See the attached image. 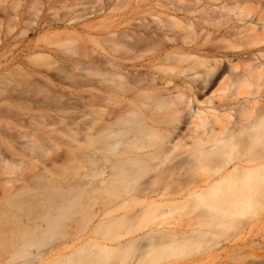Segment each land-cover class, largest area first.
<instances>
[{"label":"bare ground","instance_id":"6f19581e","mask_svg":"<svg viewBox=\"0 0 264 264\" xmlns=\"http://www.w3.org/2000/svg\"><path fill=\"white\" fill-rule=\"evenodd\" d=\"M34 30L0 61V204L48 210L24 223L43 239L59 218L87 231L32 261L95 247L101 263L175 264L228 231L264 239V0H0L1 44Z\"/></svg>","mask_w":264,"mask_h":264},{"label":"rangeland","instance_id":"374dc122","mask_svg":"<svg viewBox=\"0 0 264 264\" xmlns=\"http://www.w3.org/2000/svg\"><path fill=\"white\" fill-rule=\"evenodd\" d=\"M16 33V32H15ZM14 33V35H16ZM27 33H29V34H27L26 36H25V38L23 37V38H20L19 40L17 39V41L14 43V42H12V41H10V40H6L3 44H1L0 43V61L1 62H6V61H11V60H13V62H15L16 60H19V59H21V58H23V56L26 54V52L25 51H23V48H24V46L29 42V40L31 39V40H33V39H35L36 37H37V35H39V34H37L36 33V31L34 30V33L31 31V32H27ZM41 35V34H40ZM218 35V34H217ZM27 42V43H26ZM6 43V44H5ZM19 44V45H18ZM13 46H16V47H13ZM11 48H12V50H11ZM5 51V52H4ZM234 51H230L229 53H233ZM237 52V51H236ZM2 53V54H1ZM0 73H1V69H0ZM74 167L78 170L79 168H77L75 165H74ZM76 169H74L73 168V165L72 164H70L69 163V165L67 164V166L65 167V166H63V168H62V170H61V172H62V174H64V178H66L68 181H73V180H76L78 177H77V173H75V171H76ZM82 170V169H81ZM81 170H80V173H81ZM79 172V171H78ZM76 178H75V177ZM59 184H61V185H58L57 184V188L58 187H60V189L58 188H56L55 190L53 189V188H55V187H53L52 188V190H50V191H52V192H55V197H50V196H48V198L50 197V199H48V203H52V202H54L55 201V203H57V201L55 200V199H57V197H58V199L57 200H59V202L60 201H62L63 200V198L65 199V198H67L68 196H69V194L66 192V191H69L68 189H67V186H66V183H64V182H62V183H59ZM63 186H66V190L65 189H63L62 190V187ZM54 190V191H53ZM61 190L63 191V193L65 192L68 196L67 197H65L66 195H65V193L64 194H62V192H61ZM65 190V191H64ZM51 193V192H50ZM27 196H26V195ZM24 194V196L22 195V197H20V198H27L28 199V197H29V195L28 194H30V192H28V193H25ZM60 194V195H59ZM50 195V194H49ZM53 195H54V193H53ZM61 195L63 196V195H65L63 198H61ZM52 196V195H51ZM55 198V199H54ZM52 199V202H49L50 200ZM54 200V201H53ZM84 200H86L85 198H84ZM89 200V199H88ZM87 200V201H88ZM90 201V203H92V201L91 200H89ZM88 201V202H89ZM82 202H83V199H82ZM84 202H86V201H84ZM2 203V202H1ZM87 203V202H86ZM89 203V204H90ZM85 204V203H84ZM93 205H94V203H92ZM86 205L85 204V206H86V208H87V212L86 211H84L85 213H86V215H87V213L89 212V210L88 209H90L91 211H90V214L92 213H94L93 211L96 209V205H94V207L95 208H93L92 209V207H93V205ZM1 205V204H0ZM3 206H6L7 207V205H5V204H2ZM2 205H1V207H2ZM139 207V206H138ZM135 208L136 210H139L140 209V207L139 208ZM36 207L34 206H31V205H28V204H23V205H20V206H18V207H15V208H4V207H2L1 208V210H0V227H4V228H6V231H10V233H9V235H8V237H7V239L5 240V244H1L0 243V264H2L8 257H9V255H11L12 254V252H14L15 250H17V249H19L20 248V246H21V244H23L24 242H29L30 244L26 247V249H25V252L24 253H22L21 255H19V256H16L17 258L15 259V260H13V264L15 263H21L22 262V264L23 263H25V264H27V263H31V262H33L32 264H42V263H44V264H50L51 263V261H52V259L53 258H51V257H47L48 259H49V261H48V259L44 256V258H43V256L41 257V258H37V260H35V259H33L34 261H32V253L34 252V253H37L36 252V250L38 249V250H40V249H43V248H51V246H53V245H55L54 247H60V246H62L64 243L63 242H65L66 241V236L67 235H69V232L70 231H72V232H75V231H77V232H81L82 231V229L81 230H76V227H72V229L73 230H71L70 228H69V225H68V223L70 224V223H75L76 222V220H75V217H74V220H75V222H70L69 220H67V222H66V220H64V218H63V220H62V218H59V221L57 222V223H64V225L62 224L61 226L63 227L64 226V228L63 229H58L57 228V230L55 231V229L53 228V230H51L52 231V236L51 237H49L50 236V234H51V232H49L50 234H48V236H46L47 238L46 239H43L42 238V236H37L36 234V232H34V230H32V229H30V228H27L26 226H24L25 224L24 223H35V221L36 222H38L35 218H37L38 219V217H36V216H39L40 214V217H41V220L42 219H44V221H47V217L45 218H43V215H44V210L42 209V211H41V209H38L37 208V210L35 209ZM84 208V207H83ZM85 208V209H86ZM6 209H8V211H6ZM85 209H83V210H85ZM135 209H134V211H135ZM3 210V211H2ZM83 210H81V211H83ZM44 211V212H43ZM47 211L48 210H46V212L45 213H47ZM80 210H79V212H81ZM41 212V213H40ZM43 212V213H42ZM79 212H77V213H79ZM40 213V214H39ZM77 213H76V215H74V216H76V218H77ZM39 214V215H38ZM43 214V215H42ZM50 214H51V212H50ZM81 214H83L82 212H81ZM80 217H81V215H80V213L78 214ZM79 216H78V220H79ZM90 217V216H89ZM88 217V218H89ZM33 219H35V220H33ZM46 219V220H45ZM39 220V219H38ZM60 220H62V221H64V222H61ZM77 220V221H78ZM40 221V220H39ZM67 223V225H68V227H66V224ZM77 223H79V222H77ZM81 223V222H80ZM257 224H261V223H257ZM256 224V225H257ZM183 223H180L179 225H177L176 227H178L179 226V228H183ZM60 226V227H61ZM251 226V225H250ZM8 228H11L10 230L8 229ZM68 228V229H67ZM113 227H111V229L109 230V232L110 233H112L111 232V230L112 231H116L118 228H116L115 227V229L113 230L112 229ZM253 228V229H252ZM246 227V229L245 230H243V231H240V232H238V233H236L235 234V232H233L234 233V235H233V233H232V231L231 232H227V234H226V236H225V238L223 237V238H220L221 240H220V242L222 243L220 246H217L216 248H214V249H212L211 250V252H209V253H207V254H204V255H200V256H194V257H191V258H184V259H180V260H177L176 262H175V264H212L214 261H212V260H210V255L209 254H211V253H217V254H219L218 255V257H216V262H214V264H246L247 262H251L252 260H253V258L254 257H256V256H259L257 259H259L260 257H261V253H259L258 251H255V250H253V249H255V248H252V249H250V247L249 246H251V245H261V246H263L262 248H264V239H263V237L260 235V233H259V231H258V225L257 226H255L254 225V227ZM70 229V230H69ZM80 229V228H79ZM250 229V230H249ZM252 229V230H251ZM84 230V229H83ZM119 230V229H118ZM249 230V231H248ZM4 231V230H3ZM41 231V230H40ZM40 231H37V232H40ZM43 231V230H42ZM66 231H67V235H65L66 234ZM86 231L87 230H84V231H82V233H86ZM244 231H246L245 233H244ZM71 232V233H72ZM117 232H119V231H116L115 233H117ZM76 233V232H75ZM82 233H80V234H82ZM110 233H107L108 235H106V237H104V235L100 238L99 237V235H98V238L94 235V237H95V239H102L103 237L104 238H107L108 236H109V234ZM232 235H231V234ZM40 234V233H39ZM41 234H43L42 232H41ZM40 234V235H41ZM73 234V233H72ZM36 235V236H35ZM44 235V234H43ZM97 235V234H96ZM229 235V236H228ZM238 235V236H237ZM228 236V237H227ZM240 236V237H239ZM39 237H41V239L39 238ZM49 237V238H48ZM92 237V236H91ZM45 238V237H44ZM229 238V241H226L227 239ZM235 238V239H234ZM1 239V238H0ZM223 239V240H222ZM83 241V243L82 242H80L79 244L77 243V244H75V245H79L78 247H80L81 246V248L82 247H85V243L84 242H88L89 240H86V239H82ZM237 240V241H236ZM1 241V240H0ZM81 241V240H80ZM225 241V242H224ZM86 242V243H87ZM229 242V243H228ZM232 242V243H231ZM62 243V244H61ZM226 243V244H225ZM58 245V246H57ZM60 245V246H59ZM83 245V246H82ZM87 245V244H86ZM77 246H75V248H74V250L75 249H77L78 247ZM53 247V248H54ZM87 247V246H86ZM249 247V248H248ZM81 248H78V250L79 249H81ZM87 248H89V247H87ZM92 248H94V249H92V250H89V249H91V247L89 248V249H86L87 251H91V252H87V254H85V252H84V256H86V259L84 258V256L83 257H80V258H74L75 257V255L73 256V258H74V262H73V260L72 259H68L67 261H65V260H61L62 262H64V263H62L61 261V263H57V261L55 262L54 260V263H53V261H52V263L51 264H106L105 262H103V263H101V261H100V258H99V260H96L95 258L97 257V254H96V250H95V247H92ZM216 249V250H215ZM250 249V250H249ZM77 250V251H78ZM83 250V249H82ZM85 250V251H86ZM93 250H94V252H93ZM251 250H253V251H251ZM44 251V250H43ZM43 251H40V252H43ZM46 251V250H45ZM76 251V250H75ZM224 251V252H223ZM94 254H96V255H94ZM256 252H257V255L256 256H252V255H255L256 254ZM26 253V254H25ZM82 253V252H81ZM81 253H79V254H77L76 256H80V255H83V254H81ZM24 254H25V256H24ZM89 254V255H88ZM93 254V255H92ZM236 254V255H235ZM259 254V255H258ZM34 255V254H33ZM88 255V256H87ZM91 255V256H90ZM23 256V257H22ZM93 256V257H92ZM95 256V257H94ZM19 257V258H18ZM88 257V258H87ZM34 258V257H33ZM81 258H84V259H81ZM91 258V259H90ZM97 258V259H98ZM45 259H47V260H44ZM81 259V260H80ZM90 259V260H89ZM208 259V261L207 262H205L206 260ZM219 259V260H218ZM256 259V258H255ZM51 260V261H50ZM69 260H71V262L69 261ZM78 262H77V261ZM86 260V261H85ZM88 260V261H87ZM165 260V259H164ZM44 261V262H43ZM46 261H48V262H46ZM90 261H92V262H90ZM100 261V262H99ZM163 261V260H162ZM162 261H160V262H158L159 264H161V262ZM166 261H168V259L167 260H165V262ZM12 262V261H11ZM40 262V263H39ZM73 262V263H72ZM84 262H90V263H84ZM94 262V263H93ZM164 262V263H165ZM169 262V261H168ZM170 262H171V260H170ZM205 262V263H204ZM163 263V262H162ZM167 263V262H166ZM12 264V263H11ZM248 264V263H247Z\"/></svg>","mask_w":264,"mask_h":264}]
</instances>
